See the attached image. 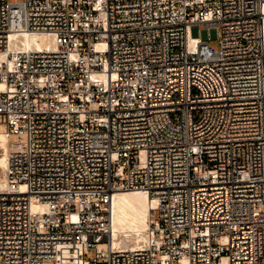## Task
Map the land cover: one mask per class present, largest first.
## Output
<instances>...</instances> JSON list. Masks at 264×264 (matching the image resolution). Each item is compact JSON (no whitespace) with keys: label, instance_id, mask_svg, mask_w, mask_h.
I'll use <instances>...</instances> for the list:
<instances>
[{"label":"built area","instance_id":"built-area-1","mask_svg":"<svg viewBox=\"0 0 264 264\" xmlns=\"http://www.w3.org/2000/svg\"><path fill=\"white\" fill-rule=\"evenodd\" d=\"M263 20L264 0H0V264H264ZM120 190L151 202L133 247Z\"/></svg>","mask_w":264,"mask_h":264},{"label":"bare ground","instance_id":"bare-ground-1","mask_svg":"<svg viewBox=\"0 0 264 264\" xmlns=\"http://www.w3.org/2000/svg\"><path fill=\"white\" fill-rule=\"evenodd\" d=\"M262 49H263V79H264V20L262 23ZM18 48L49 50L55 46L48 34L43 32H12L9 35L7 50L13 51ZM5 51L0 52V58L4 57ZM7 151L5 136L0 131V190L6 186L4 168L6 165ZM150 198L141 190H120L115 192L112 199V242L123 243L124 247H133L137 243L147 239V231L151 219ZM153 204V203H152ZM39 208V204H33V209ZM61 256L60 262L64 264H79L80 256L75 253L72 259ZM71 258V257H69Z\"/></svg>","mask_w":264,"mask_h":264},{"label":"rangeland","instance_id":"rangeland-1","mask_svg":"<svg viewBox=\"0 0 264 264\" xmlns=\"http://www.w3.org/2000/svg\"><path fill=\"white\" fill-rule=\"evenodd\" d=\"M212 45H216L217 44V40H212L210 42ZM75 253L79 254L78 251H74L72 254H71V258H67V259H72V257H74ZM94 256V250L91 249L90 253L86 256V259H92V257Z\"/></svg>","mask_w":264,"mask_h":264}]
</instances>
